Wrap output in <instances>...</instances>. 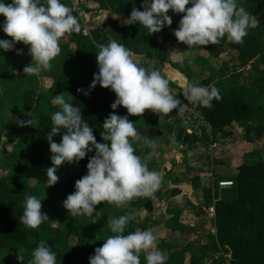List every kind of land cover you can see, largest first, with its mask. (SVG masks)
<instances>
[{"label":"trees","instance_id":"1","mask_svg":"<svg viewBox=\"0 0 264 264\" xmlns=\"http://www.w3.org/2000/svg\"><path fill=\"white\" fill-rule=\"evenodd\" d=\"M81 1L84 5L91 6L89 11L95 8L91 4L96 5L95 9L107 15L105 21L102 19L101 24L98 22L84 24L77 13L71 12L78 18L81 32L66 34L69 41L59 45L60 54L54 58V62L51 61V70L43 71V76L24 75V66L30 64L32 60L28 54L30 46L16 43L11 51L0 49L2 89L0 115L6 111L14 115L11 121L0 119V171L3 172L0 176V250L5 252L17 250L22 255L32 257V251L44 241L56 253V264H89V258L94 254L95 248L102 246L106 237L112 235L107 227L108 217L118 218L129 212L121 210L114 204L102 202L96 206V210L101 213L99 218L94 213L92 217L85 215L84 219L80 220L79 216H71L63 207V201L75 191V181L87 174L86 166L89 158L95 155L94 149L78 163H66L61 166L57 170L59 181L54 186L47 187L46 168L51 167V152L46 136L51 131L52 114L60 110L59 106L50 101L61 92L67 95L66 101L81 110L83 119L92 127L97 142L104 143L100 133L103 131V121L109 113L115 112L121 116H128V113L122 106L115 110L111 108L116 96L110 89L97 84L89 92L93 76L98 72L97 45H107L110 40H115L134 51L136 56L142 57L138 64H143L145 59L155 61L154 67L162 75L164 64L168 63L175 68L180 66L166 54L165 46L180 43L175 38L173 30L179 27V21L184 14H178L172 19L171 26H165L160 32L151 35L143 25L138 23L128 25L121 22L124 19H119L122 16L128 18L133 7L143 11V0ZM0 2L11 3L8 0ZM237 2L250 13L253 20L259 21V26L248 30L242 44L229 42L228 47L231 52L238 54L236 58L244 68L254 61L256 67L264 69V0ZM61 3L69 7L68 1L61 0ZM186 7H191V4ZM167 14L171 17L176 13L169 10ZM4 20L5 17L0 15V28ZM0 40H11V37L0 32ZM226 40L225 36L215 45L192 48L180 43L187 49L199 52L198 62L212 73L209 80L219 90L221 97L219 100L213 99L211 107L199 104L200 112L211 131L204 127L199 139L197 134L190 135L183 128L185 134L182 142L191 144L197 140L211 142L219 136L223 141L226 139L236 141L238 128L243 130V133L240 131V135L249 143L264 138V99L258 97L246 82L237 84L236 81L244 77V74L240 71L230 74L229 61H222L218 72L210 63V59L221 58ZM17 50L22 54L18 55ZM183 64L185 75L189 77L188 62L185 61ZM16 69L20 71V75H14ZM216 74L219 77L214 80ZM228 77L230 78L226 80ZM253 80L255 89L264 94V70ZM169 86L176 87L171 81ZM77 89H83L89 94L77 92ZM28 112L36 117L37 124L34 127L18 124L20 117L26 116ZM128 119L135 123L137 131L143 135L150 128L156 131L163 130L160 115L153 112L144 113L143 116H128ZM166 129L171 130L170 127ZM235 129L237 130L234 131ZM63 132L61 129V134ZM154 137L151 136L150 140L152 141ZM60 140L61 135L53 137L56 143ZM10 142L14 145L11 151L6 149V144ZM133 147L135 154L141 159L144 154L153 151L143 143H137ZM260 153V149L248 152L236 168V174L222 177L234 182L231 188L224 190L233 192V197L218 199L220 195L218 191L217 200L212 204V188L204 190L205 202L215 208L216 233L208 235L210 239L208 244H198L202 254L192 255L189 262L185 260L186 254L197 246L189 244L182 249L177 248L158 233V222L157 220L152 222L150 215L155 211L156 199L162 202L165 198L168 200L165 213L170 215L165 221V229L180 234L195 232V227L180 220L182 210L177 199L180 189H171L163 195L156 191L150 197H137L131 200L130 205L134 212L146 211L147 214L139 223L130 220L124 234L155 228L158 235L156 247L167 253L166 264H264V161ZM146 163L148 169L152 171L149 162ZM28 195L42 199V212L49 217L37 229H29L20 224L23 202ZM44 202L49 204L47 208H44ZM114 206L120 211H114ZM51 217L56 218L59 225L54 227L51 224ZM71 238L76 239L75 248L69 245L68 240ZM224 254L229 255V259H226ZM210 257L213 260L208 262L207 259ZM140 262L146 264L143 252L140 254ZM5 263L0 261V264Z\"/></svg>","mask_w":264,"mask_h":264},{"label":"clouds","instance_id":"2","mask_svg":"<svg viewBox=\"0 0 264 264\" xmlns=\"http://www.w3.org/2000/svg\"><path fill=\"white\" fill-rule=\"evenodd\" d=\"M189 4L191 7H186ZM142 6L143 11L133 7L124 23L143 25L152 35L171 26L173 21L167 14L169 10L182 13L179 27L173 30V34L188 48L215 45L225 36L230 43L242 44L248 30L259 26V21L253 20L237 0H143ZM0 15L5 17L3 32L11 37V40H0V49L11 51L16 43L30 46L28 54L32 60L24 66V75L38 76L41 71L51 70V61L61 52L60 39L65 34L81 32L78 18L61 0L0 2ZM97 48L98 72L93 76L89 92L97 84L110 89L116 96L111 108L115 110L122 106L128 116H143L146 110L167 115L178 109L177 114L183 117L187 105L172 94L169 80L154 67L155 61L145 59L143 64H138L136 53L115 40H110L107 45L99 44ZM17 54L22 52L17 50ZM77 92L89 94L83 89H77ZM183 96L189 104L198 103L204 107H211L213 99H221L214 85H188ZM52 103L60 110L52 114L51 131L46 136L51 152V167L46 168L47 187L59 181L57 170L61 166L78 163L95 150V155L87 163V174L75 181V191L63 201L68 214L92 217L95 213L99 218L101 213L96 206L102 202L121 207L134 198L150 197L160 189L161 175L150 171L146 163L153 153L143 160L135 154L132 141H139L141 137L128 116L109 113L100 133L104 143H100L92 127L84 121L81 110L66 101L62 92L55 95ZM18 124L34 127L37 121L34 118L18 120ZM56 135H61L59 143L53 141ZM143 145L153 151L157 147L148 139ZM48 219V215L42 212V199L35 195L26 196L20 224L37 229ZM132 219V213L118 218L108 217L107 227L112 235L106 237L102 246L95 248L89 264H141L142 252L146 264H166L167 253L156 247L158 235L155 228L124 234ZM31 256L28 264H56V253L44 241L37 245ZM18 260L23 261V257L18 255Z\"/></svg>","mask_w":264,"mask_h":264},{"label":"crops","instance_id":"3","mask_svg":"<svg viewBox=\"0 0 264 264\" xmlns=\"http://www.w3.org/2000/svg\"><path fill=\"white\" fill-rule=\"evenodd\" d=\"M175 15H177V13L174 14L173 16H171V18L172 19L175 18ZM106 16L107 15L105 13L101 12V15L99 17H93V16L89 17L90 20L87 24H90L93 22H98L101 24L100 21H102V20H100V19L101 18L104 19ZM119 19H124L121 21L122 23H124V21L127 18H125V16H122ZM68 41H69V36L65 34V36L60 39L59 45L64 44ZM165 52H166V54H168L171 57L172 61H174L176 64L180 65L179 68H175L168 63L164 64V66H163V76L176 85V87H172V86H169V87L172 91V94L175 95L177 99H181L182 97L184 98V96H183V93L185 90L183 88L184 82L186 84V87L188 85L207 87V86L214 84L212 81L210 82V80H209L210 76H212L211 75L212 73L210 71L206 70L201 64H199L198 59H197L199 52L197 50L187 49V48L183 47L180 43H178V44H174V45H166L165 46ZM222 55H223V53H222ZM231 58H232V56H230L227 59L224 58L222 61L223 62L229 61V65L231 66L234 64V62L236 63V61L234 60L235 57H233L234 59H231ZM141 59H142V57L136 56V62L137 63H139V61ZM220 60H221V58L210 59V63L212 64V67L217 72H218V70L222 64V62L218 63V61L220 62ZM52 61L54 62V59ZM185 61L188 62L189 68L191 67V69H197L198 72L203 74L205 77L203 79L202 78L199 79L198 83H193V84L190 83L193 80V78L191 80L190 77H187L185 75L184 64H183ZM51 66H52V62H51ZM189 68L187 67L188 72L192 73V71ZM246 68H248V66ZM233 73L234 72H230V74H233ZM43 75H44V73H43V71H41V73L38 76H43ZM229 78L230 77H228L226 80H228ZM243 78L244 77L239 78L236 82L239 83V81H241V79H243ZM178 90L180 91V93L178 92ZM177 111H178L177 109H174L173 112H171L167 115H163V114L160 115V117H161V119H160L161 123L160 124H161V127L163 128V130L156 131L154 128H150L147 131V133L144 134L146 139H148V140H150L151 136H155L154 140H152V141H154L155 144L157 145V147L155 148L154 151L149 152V153H153V154L146 161L149 162V165L151 166L150 169L152 171H157L161 175L162 183H161L160 189L158 190L161 193V195H163L167 191L174 189V188L180 189V193L177 195V199H179V201H180L179 207L182 210V215H181V219H180L181 222H183L184 224L190 225L192 227H196V223H198L199 221L200 222L202 221L203 226L206 228L207 221L205 219L204 214L208 215L213 222L212 229L209 232L211 234L215 235L216 229L214 227V219L212 218L210 211L208 209H206L205 207H202V206H203V203H206L204 200V190L207 188L208 189L212 188V190H213V194H212L213 203L212 204H214L216 202L215 201L217 199L216 192L219 191V194H220L218 199L222 198V194H223L225 189H218L216 187V184L219 181L218 179L225 180L226 178H222L221 176H220L221 178L217 177V175H219V174H217L215 172L216 166L220 167L222 164L218 163V162L213 163V160H212V164H215V167L212 166L211 168H209V167H206V164L204 165V163L202 165L201 160L199 161L201 163V165L200 164L198 165V162L196 164H192L190 162H187L186 158L178 160L174 157H171V164H175L172 166V168L168 169V167L164 166V163H162V162H164L163 159L164 158L166 159L167 157L169 158L171 156L172 152H174L175 154H178V155H182V154H187L188 152L189 153L192 152V150H194L195 148L198 150V147H196V146L199 143H201V145L204 148L208 144V146L206 147L207 149H209V147H214L212 145L214 139L211 142H206L205 140H202V141L197 140V141H194L192 144L190 142H182L181 139L184 137L185 133H184V130L182 127V123L180 122L181 117H180V115L177 114ZM150 112H151V110H146L145 114L150 113ZM167 127H170V129L172 131L171 130L167 131V129H166ZM178 128L183 130V134L177 135L176 139L173 140L171 136H173L174 134H177L176 130L178 131L179 130ZM236 130L237 129H235L234 131H236ZM138 133H140V132H138ZM160 133H165L174 143L177 144V146H179V149L166 151L164 153L163 149H162L163 140L159 136ZM218 138H220V137H218ZM199 139H200V137H199ZM262 139H256L254 142H252L253 143L252 147L254 148L253 151H255V149L256 150L260 149V147H261L260 141ZM226 140H227L226 142L224 140L223 143L220 144L221 148H219L218 153L223 154L222 149L225 146L224 144L230 143L228 141V139H226ZM137 143H142V138L139 141H132L133 145H135ZM206 148H205V150H206ZM201 152H200V155H201L200 157H206V159H207L208 155H210L209 153L207 154V151L203 152V153H201ZM250 152H252V151H250ZM260 152H262V151H260ZM149 153L144 154L142 160L145 159V157H147ZM218 153L215 152V148L214 149L212 148V155L213 156L217 155ZM225 154H224V157H225L224 166L227 164V162L231 161V165L235 168H237L239 166V165H235V159H237V160L239 159V160L243 161L244 155H245L244 154L242 158H239L236 156L229 158V157H227V154L226 155ZM212 155H210V156L213 158ZM189 156H190V154H189ZM233 160H234V163L232 162ZM217 163H218V165H216ZM188 165H189V167H188ZM188 168L191 170V174L189 172L185 171V169L188 170ZM207 168H208V170H207ZM218 170L220 171V169H217V171ZM179 172L180 173L182 172V175L184 176L183 178H180L181 175ZM195 172H197V173H195ZM220 174L222 175L221 172H220ZM230 176L231 175H228V177H230ZM212 178H214L213 181H212ZM163 180H166L165 184H164ZM172 180H174L175 182H173ZM227 180H230V179H227ZM177 184H179V185H177ZM183 184H185V185H183ZM164 185H166V186H164ZM212 185H213V187H212ZM185 187L186 188L189 187L188 192H186ZM226 189H228V188H226ZM167 201L168 200H166L165 198L162 202L157 201V199H156L155 210L161 205L164 206L166 209ZM212 204H210V208L212 207L211 206ZM194 208H197L198 210H196ZM202 213H204V214H202ZM198 214H199V216H198ZM191 216H197V218L192 221L190 219ZM168 218H166L165 221ZM165 221H164V225H165ZM159 226H160V223H158V228H159ZM165 230L170 231L167 229H165ZM195 232H197L196 228H195ZM209 232L207 235L210 234ZM207 235H204V236H207ZM202 236H203V233H202ZM205 240H207V239H205ZM209 242L210 241L208 240L207 243H209Z\"/></svg>","mask_w":264,"mask_h":264},{"label":"rangeland","instance_id":"4","mask_svg":"<svg viewBox=\"0 0 264 264\" xmlns=\"http://www.w3.org/2000/svg\"><path fill=\"white\" fill-rule=\"evenodd\" d=\"M8 1H11V0H8ZM62 1H64V0H62ZM68 2H69V0H68ZM91 5L96 8V5H94V4H91ZM81 6H83V8L85 9V11H89L88 9H90V7H91V6L89 7L88 5H84L82 3V1H81ZM95 8H91V10H94ZM177 16H178V14L175 15V17H177ZM100 20H102V18ZM104 21H105V19H104ZM0 32L3 33V34H5L3 32V27L0 28ZM228 43H229L228 40L224 41V44H223V55L221 57L220 62L218 61V63H221L224 58L227 59L230 56L235 57L236 63L234 62V64L230 66L229 72H234L235 73L237 71H240V72H243V74H244V78L241 79V81H239V83H237V84L246 82L251 87V89L254 90L255 94H258L257 95L258 97H262L264 99V94L259 93L255 89L256 85H255L254 80H253L254 77L257 74H260L261 72H263L264 69H261L258 66L256 67L255 66L256 63L254 61H253V63L250 64V66H248V68H246V67L244 68L239 63L238 59L236 58L238 56V54L236 52H231L230 51V49L228 47L229 46ZM258 65H259V63H258ZM188 68H189V66H188ZM189 69L192 71V73L190 72V74H189L190 76L189 77H190L191 80L193 78V80L190 83H192V84L193 83H198L199 82V79H201V78L203 79L205 77L203 74H201L200 72H198L197 69H191V67ZM14 75H20V71L16 69L14 71ZM218 77H219V75L216 74L213 78H214V80H216ZM178 92L180 93L179 90H178ZM1 94H2V89H1V86H0V96H1ZM63 95H64L65 100H67V95H65V94H63ZM50 100H52V99H50ZM50 102H52V101H50ZM13 116L14 115H13L12 112L7 113V111H6L5 114L3 113V114L0 115V119L3 118L4 120H7V121L9 119L11 121V119L13 118ZM16 116H18V115H16ZM32 118H34L36 120V117L33 115V113L28 112L26 114V116L20 117L19 120L27 121V120H30ZM139 122H140V120H139ZM9 129H10V127L8 128V130ZM240 131L243 133V130L240 129V128H238V133H237L238 138L236 139V141L228 140L230 143L229 144H227V143L224 144L225 146L222 149L223 150V154L222 153H218L219 152L218 151L219 148H221L220 147V144L223 143L222 138L219 136L220 138H216L213 141V144L212 145L214 147H209V149H207L206 148L208 146V144H207L205 146V148H206V150H205V148L201 145V143H199L196 146V147H198V150L195 148L194 150H192V152H190V153L188 152L187 154H182V155H178V154H175L174 152H172L171 156L169 158L167 157L166 159L164 158L163 159L164 162H162V163H164V166L168 167V169H169V168H172L173 165H175V164H171V157H174V158H176L178 160L186 158V161L187 162H190L192 164H196L198 162V165L199 164L201 165V163L203 165V163H204V165L206 164V167L211 168L212 166L215 167V164H212V160H213V163L214 162H218V163H221L222 164L220 167H217L216 166V168H215L216 169L215 172L217 174H219V175H217V177L221 178V177H227L228 175H234L237 172V170H236L235 167H233L231 165V161L230 162H227V164L224 166V163H225L224 162V159H225L224 154L226 153L227 154V157H229V158H231L233 156L242 158L243 155L246 152L248 153V152L254 150V148L252 147V144L253 143H249L245 138H243L242 135H240ZM176 132H177V134H174L173 136H171L173 140L176 139L177 135L183 134V130L182 129H179L178 131L176 130ZM139 136L142 138V143H143V141L146 139L145 135L139 133ZM225 142H226V140H225ZM260 144H261L260 151H262L260 153V156H261L262 160L264 161V138L260 141ZM13 146H14L13 143H11V142L10 143H7L6 144V149L9 150V151H11L13 149ZM212 148L213 149L215 148V152L218 153L217 155H214V156L212 155ZM0 149H1V147H0ZM162 149H163V152L165 153L166 150L163 148V146H162ZM206 151H207V154L209 153L210 155L213 156V158L210 155H208V158L207 159H206V157H200L201 156L200 155V152L203 153V152H206ZM189 154H190V156H189ZM200 160H201V163L199 162ZM232 162L234 163V160ZM218 163L216 165H218ZM241 163H242V160L235 159V165H240ZM188 167H189V165H188ZM217 169H220V171L219 170L217 171ZM207 170H208V168H207ZM185 171L186 172H189L191 174V170L189 168H188V170L185 169ZM220 172L222 173V175L220 174ZM195 173H197V172H195ZM2 174H3V172L0 171V176ZM180 175H181L180 178H183L184 177L182 175V172L180 173ZM213 180H214V178H212V181ZM218 180L220 181L222 179H218ZM172 181L175 182L174 180H172ZM163 182L165 184L166 183V180H163ZM33 184L34 183H32V185ZM177 185H179V184H177ZM183 185H185V184H183ZM164 186H166V185H164ZM212 187H213V185H212ZM185 189H186V192H188L189 187H187V188L185 187ZM233 196H234V193L231 192V191H227V192L225 191L222 194V197H224V198H231ZM47 198H48V196H47ZM44 201H45V199H44ZM48 206H49V204L47 205L46 202H44V208H47ZM114 207H113L114 211H120V210L117 209V207H115V208ZM202 207H205L206 209L209 210L210 205H208L207 203H203V206ZM119 208L121 210H126L129 213H132L134 215V219L133 220L136 223H139L141 221V219L147 214L146 211H141V212H138V213L134 212L132 210V208H131L130 202H128L127 204H125V205H123V206H121ZM194 209L198 210L197 208H194ZM49 210H51L50 207H49ZM150 215H151V218H152V222L157 220V222L160 223V226H159L160 229H159V232L158 233L161 234V235H163V236H165L166 239H167V241L168 242H172L173 244H175L177 246V248L182 249L183 247H185V246H187L189 244H195L197 246L196 248L194 247L191 252H189V253L186 254L185 260L188 261V262L190 261L192 255H194V254H197V255L202 254L201 250L198 247V244H200V245H206V244H208L207 241L208 240L210 241L208 235L207 236H204V235L202 236V233H203V231L205 229V227L203 226V222L202 221L201 222L199 221L198 223H196V227L195 228H196V231L197 232H195V233L192 232V233H188V234H180V233H172L171 231H166L165 230V226H163L164 225V221H165L166 218L169 217V215L167 213H165V207L164 206H162V205L159 206ZM196 218H197V216H191L190 219L193 221ZM51 219H52L51 220V224L54 227H56L57 225H59V223L57 222L56 218L51 217ZM79 219L80 220H83L84 219V216H79ZM61 227H65V225H63V226L61 225ZM205 239H207V240H205ZM68 241L70 243L69 245H71L70 247L71 248H75L74 246L76 245V239L75 238H71ZM217 254L218 253H216V255ZM18 255H21L23 257V261L18 260ZM224 256L227 257L226 259H229V257H230L229 255H226V254H224ZM31 259H32V257H28V256H25V255H22L17 250H11L9 252H5L3 250H0V261L6 262L5 264H28V261L31 260ZM212 260H213V258H211V257L207 259L208 262H210Z\"/></svg>","mask_w":264,"mask_h":264},{"label":"built area","instance_id":"5","mask_svg":"<svg viewBox=\"0 0 264 264\" xmlns=\"http://www.w3.org/2000/svg\"><path fill=\"white\" fill-rule=\"evenodd\" d=\"M68 1V0H66ZM69 8L71 12L77 13L80 18L83 20L84 24H87L90 20L89 17H99L101 15V11L94 9L91 11H85L83 6H81V0H69ZM183 105H187L185 113L183 117H181V123L183 128L188 134H197L199 137L202 136L203 128L206 127L208 131H211L209 125L205 121L202 113L199 109L198 103H190L185 99H179ZM178 110V109H177ZM234 185V182L231 180H220L218 181L217 188L218 189H226L231 188ZM217 200V199H216ZM215 200V201H216ZM210 214L212 218H215V208L212 206L209 208Z\"/></svg>","mask_w":264,"mask_h":264},{"label":"water","instance_id":"6","mask_svg":"<svg viewBox=\"0 0 264 264\" xmlns=\"http://www.w3.org/2000/svg\"><path fill=\"white\" fill-rule=\"evenodd\" d=\"M111 16H112V14H111ZM183 88L184 89L186 88L185 82L183 84ZM159 136L163 140V145L162 146H163V148L166 151L178 150L179 149V146H177V144L174 143L165 133H160ZM202 214H204V213H202ZM204 216H205V219L207 221V225H206V228L203 231V235H207L208 232L212 229L213 222H212V220L210 219V217L208 215L204 214Z\"/></svg>","mask_w":264,"mask_h":264}]
</instances>
